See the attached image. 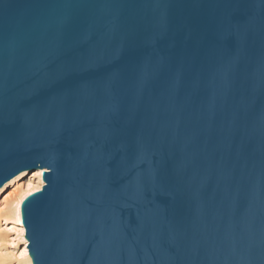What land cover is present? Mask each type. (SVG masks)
<instances>
[{"label": "water", "instance_id": "1", "mask_svg": "<svg viewBox=\"0 0 264 264\" xmlns=\"http://www.w3.org/2000/svg\"><path fill=\"white\" fill-rule=\"evenodd\" d=\"M32 264H264V0H0V187Z\"/></svg>", "mask_w": 264, "mask_h": 264}, {"label": "rangeland", "instance_id": "2", "mask_svg": "<svg viewBox=\"0 0 264 264\" xmlns=\"http://www.w3.org/2000/svg\"><path fill=\"white\" fill-rule=\"evenodd\" d=\"M34 173L35 171H24L16 179L14 176L0 187V210L8 209L9 211L14 193L20 186L26 188L29 182L31 183L30 188L34 185H39L38 175L36 176ZM7 213L5 212L7 219L13 217L10 213ZM20 228V223L14 220L5 221L4 218L0 217V232L3 233V239L0 240V264H24L23 257L22 255L19 256V254L22 253L27 242L24 239V233L17 231Z\"/></svg>", "mask_w": 264, "mask_h": 264}, {"label": "bare ground", "instance_id": "3", "mask_svg": "<svg viewBox=\"0 0 264 264\" xmlns=\"http://www.w3.org/2000/svg\"><path fill=\"white\" fill-rule=\"evenodd\" d=\"M38 170L39 171H35L34 175H36V176L38 175L37 179L39 180V185H34V186H32V188H30L31 183L29 182V183H27L26 188H22L20 186L18 189H16V192L14 193L13 199L11 200V207L12 208L10 207L9 211H8V209L7 210H0V217L4 218L5 221L14 220L17 223L21 224V228L17 229V231H21V232L24 233V239L26 240V242H27V239L25 238V229H24V227H23V225L21 223V209H20V205H21L22 200L28 194L40 189L41 186L43 185L44 182L42 180V171H40L41 169H38ZM21 173H19L14 178L16 179ZM5 212L10 213V215H12L13 217L7 219L6 216H5ZM2 239H3V233L0 232V240H2ZM27 244H28V242H27ZM27 244H26V247H24V249L22 250V253L19 254V256L22 255L24 264H32L31 258H30L29 253H28ZM0 258H1V256H0Z\"/></svg>", "mask_w": 264, "mask_h": 264}]
</instances>
